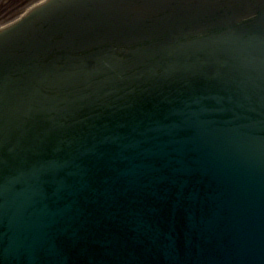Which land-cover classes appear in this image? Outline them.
<instances>
[{"label":"water","instance_id":"95a60500","mask_svg":"<svg viewBox=\"0 0 264 264\" xmlns=\"http://www.w3.org/2000/svg\"><path fill=\"white\" fill-rule=\"evenodd\" d=\"M0 264H264V0L0 28Z\"/></svg>","mask_w":264,"mask_h":264},{"label":"rangeland","instance_id":"374dc122","mask_svg":"<svg viewBox=\"0 0 264 264\" xmlns=\"http://www.w3.org/2000/svg\"><path fill=\"white\" fill-rule=\"evenodd\" d=\"M4 1H5V0H0V6H2V4L4 3ZM35 1H37V0H34L33 2H35ZM33 2H30L28 5L32 4ZM10 5H12V3L9 4V5L6 4L5 7H7V8L5 9V11H4V10H0V15L5 14V13H3V12H6V13H7L8 8H9ZM28 5L24 6L22 10H25V9L27 8ZM19 10H21V9H19ZM22 10H21V11H22ZM0 17H1V16H0ZM4 19H5V17H4L2 20H4ZM2 20L0 19V21H2ZM3 22H4V21H3ZM3 22H1V23H3Z\"/></svg>","mask_w":264,"mask_h":264}]
</instances>
